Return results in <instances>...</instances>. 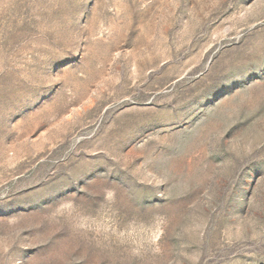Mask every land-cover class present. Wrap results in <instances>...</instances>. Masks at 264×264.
Returning a JSON list of instances; mask_svg holds the SVG:
<instances>
[{
	"label": "rangeland",
	"instance_id": "rangeland-1",
	"mask_svg": "<svg viewBox=\"0 0 264 264\" xmlns=\"http://www.w3.org/2000/svg\"><path fill=\"white\" fill-rule=\"evenodd\" d=\"M0 264H264V0H0Z\"/></svg>",
	"mask_w": 264,
	"mask_h": 264
}]
</instances>
